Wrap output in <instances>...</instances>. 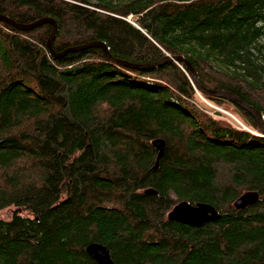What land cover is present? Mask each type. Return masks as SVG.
<instances>
[{
  "label": "trees",
  "instance_id": "16d2710c",
  "mask_svg": "<svg viewBox=\"0 0 264 264\" xmlns=\"http://www.w3.org/2000/svg\"><path fill=\"white\" fill-rule=\"evenodd\" d=\"M0 13L58 26L53 54V23L0 19V264H99L91 243L114 264H264L257 117L201 91L183 61L67 50L183 56L264 116V0H0ZM247 191L258 198L236 208ZM181 201L220 217L170 219Z\"/></svg>",
  "mask_w": 264,
  "mask_h": 264
},
{
  "label": "water",
  "instance_id": "95a60500",
  "mask_svg": "<svg viewBox=\"0 0 264 264\" xmlns=\"http://www.w3.org/2000/svg\"><path fill=\"white\" fill-rule=\"evenodd\" d=\"M0 19L3 21H6L8 23H11V24L15 25L16 27L22 28V29H31V28H34V27H36L40 24H43L45 22L53 23L54 28H53V32L50 36V39L48 41V45H49L51 52L53 54H56L53 51V47H52V40L55 37V34L57 32V29H58L57 23L54 20V18L43 17V18L38 19L32 23H19V22H16L11 17L0 13ZM92 45L103 47L109 57L116 60L118 63L124 64L127 66H149V65H154V64L160 63L162 61H167V60H174L176 62L183 61L189 67V69L192 73L194 82L201 89V91L208 93V94H211V95H215V96L226 97V98L231 99L234 102L238 103L243 108L251 111L257 117L261 129L264 131V127L262 125V119L264 116H262L261 112L258 109L249 105L246 101H244L242 98L236 96L232 92L226 91L224 89H212V88H208V87H205L204 85H202L200 80H199L198 73H197L195 67L191 64L189 59H187L183 56H178V55H175V56L166 55L163 59H161L158 62H150V63H144V64L132 63V62L125 60V59H119V58L112 57L111 54L109 53L108 46L103 41H95V42H91L88 44L72 47V48L67 49V50H77V49L85 48V47L92 46ZM153 145L158 150L157 161H156V166H157L160 163L162 156L164 155V152H165L166 147H167V143L163 138H157V139L153 140ZM150 191L156 192V191H152V189ZM257 198H258L257 192L247 191V192L243 193L238 199H236L234 204H235L236 208H245L248 205H250L251 203H253ZM219 217H220V214H219L218 210L216 209V207H214L212 204L203 203V202L192 204L188 201H181V202L175 204V206L169 212V218L170 219L177 220L181 223L192 224L195 226L203 225V224L208 223V222H210L216 218H219ZM87 252L92 258H94L96 261H98L99 264H114V261L111 257L109 248L103 244L91 243L87 247Z\"/></svg>",
  "mask_w": 264,
  "mask_h": 264
},
{
  "label": "rangeland",
  "instance_id": "374dc122",
  "mask_svg": "<svg viewBox=\"0 0 264 264\" xmlns=\"http://www.w3.org/2000/svg\"><path fill=\"white\" fill-rule=\"evenodd\" d=\"M50 17V16H48ZM17 22V21H16ZM20 23V22H19ZM200 98V101H201V104L203 106H205V103L207 104L208 107H206V109L210 112H215V111H220L225 117H228L229 115L225 112V109L223 108H220V107H217L211 100L209 99H206L205 97L203 96H199ZM233 120V119H232ZM233 123L237 124V125H240V123H238L237 121L233 120ZM11 210H14L13 208ZM11 210H8V211H11ZM11 214V212H1V216L2 217H5V216H9Z\"/></svg>",
  "mask_w": 264,
  "mask_h": 264
},
{
  "label": "flooded vegetation",
  "instance_id": "af4514ba",
  "mask_svg": "<svg viewBox=\"0 0 264 264\" xmlns=\"http://www.w3.org/2000/svg\"><path fill=\"white\" fill-rule=\"evenodd\" d=\"M94 259V258H93ZM98 262V261H97ZM99 263V262H98Z\"/></svg>",
  "mask_w": 264,
  "mask_h": 264
}]
</instances>
